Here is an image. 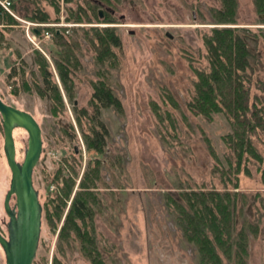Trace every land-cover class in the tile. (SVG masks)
<instances>
[{
    "label": "rangeland",
    "instance_id": "374dc122",
    "mask_svg": "<svg viewBox=\"0 0 264 264\" xmlns=\"http://www.w3.org/2000/svg\"><path fill=\"white\" fill-rule=\"evenodd\" d=\"M236 1L234 24L218 25L209 11L219 9L220 0H119L113 3L114 14L109 21L89 11L90 21L84 19L80 23L65 19L68 9L85 7L84 0H73L67 5L60 1L57 16L42 0H21L15 7L17 12L12 8V17L18 24L5 28L0 25L3 35L0 97L4 103L36 119L43 142L33 172V185L42 206L39 245L33 264H54L55 261L93 264L84 256L82 243L72 233L68 240L60 239L70 201L55 232L45 219L44 207L54 197L52 182L61 168L71 178L74 175L68 165H73L78 173L74 177L71 200L82 175L95 160L100 161V179L96 181L95 192L98 205L92 206L88 223L89 233L94 235L97 259L103 264H199L195 248L184 240L165 201V194L178 198V193L185 188L239 192L244 198L239 197L237 209L243 213L236 219L235 230L239 231L244 220L255 223L260 217L258 236L248 234L247 264H264V137L258 133L252 139L263 162L249 160L250 175L241 172L235 181L230 174L231 183L227 182L228 175L222 176L220 170H227L225 155L230 153L221 139L230 132L227 120L222 114L207 120L187 108L194 94L195 76L191 66L207 67L202 35L214 26L243 27L257 35L256 40L248 41L255 59L251 91L252 97L256 94L264 100V19H259L254 0ZM24 6L29 7L30 13L32 10L45 12L50 21L37 23L21 18ZM31 23L43 26L33 28L29 26ZM46 27L62 29L70 41L73 57L69 62L61 59L62 50L56 51L50 34L42 36ZM91 27L114 29L121 42L113 50L116 60L100 61L92 41L85 37L84 32ZM38 55L45 60L51 81L64 103V110L57 116L51 115L49 94L46 92L45 98H41L35 92L36 85L45 88L36 63ZM61 63L69 69L67 85L58 75L57 65ZM10 73L14 75L10 77ZM103 78L120 101L121 110L101 109L100 120L108 136L103 153L98 154L87 150L85 145L83 135L89 132L88 118L82 116L79 126L76 116L83 110L92 115V87ZM258 80L261 84L256 83ZM165 92L171 94L176 106L167 101ZM13 137L16 160L21 162L27 134L22 129H14ZM208 142L223 164L214 160ZM9 181L1 128L0 232L4 236L8 218L3 200ZM235 183L237 189H233ZM0 264H5L1 247ZM224 264L232 262L225 260Z\"/></svg>",
    "mask_w": 264,
    "mask_h": 264
},
{
    "label": "trees",
    "instance_id": "16d2710c",
    "mask_svg": "<svg viewBox=\"0 0 264 264\" xmlns=\"http://www.w3.org/2000/svg\"><path fill=\"white\" fill-rule=\"evenodd\" d=\"M42 1L48 3L56 16L59 12L60 1L65 5L73 2V0ZM19 2L21 0H13L11 8L15 10V7L19 6ZM118 2L119 0H84L85 7L78 5L75 11L68 9L69 14L65 20L73 21V23H80L84 19L90 21L88 12L91 11L94 16L99 17L98 11L95 12L97 8L103 9V20L109 21L114 14L113 3L117 4ZM220 2L221 7L219 9H210L209 11L215 24H234V10L237 1L220 0ZM254 3L257 14L264 15V0H254ZM22 9L25 12L21 17L23 19L36 21L37 23H48L50 21L48 14L43 11L38 10L36 12L32 10L30 13L29 7L26 6ZM28 11L30 14L27 13ZM55 21H58V17ZM17 24V21L0 7V25L5 28ZM38 30L41 31V28H38ZM43 30L49 32L50 40L52 38L51 41L57 48L56 51L62 50V53L60 52L61 59L69 62L70 58L73 57L72 46L63 34L62 29L46 27ZM84 33L85 37L92 41L101 62L116 60L113 50L118 48L121 42L114 29L111 27L102 29L91 27ZM256 38L257 35L247 28L214 26L202 35L207 67L200 69L191 66L195 76L193 82L194 94L188 102L187 108L192 113L207 120H211L215 114H222L230 126V132L221 138L230 151L229 154L225 155L227 170L220 169L222 176L228 175L226 180L230 183V174L234 176L235 181L241 172L246 176L250 175L247 168L249 160L258 163L263 162V158L255 148L252 140L255 137L254 135L259 136L258 133L264 137V100L256 94H253L252 97L251 91L253 80H255L253 78L255 59L253 60L254 53L250 49L248 41L256 40ZM2 40L3 35L0 30V43ZM38 56L39 60L36 63L45 88L42 89V87L36 85L35 92L41 98H45L46 92L49 94L52 101L51 115L57 116L64 110V103L57 86L51 81V73L45 60L41 58V55ZM109 57L110 59H108ZM57 66L60 80L64 85H67L70 81L68 66L63 65V63ZM13 75L12 73L9 74L10 77ZM256 83L261 84V81L258 80ZM92 89L93 93L90 99V106L93 109L92 115H88L87 111L83 110L82 113L76 116V119L78 125L81 126V117L88 118L89 132L83 133L86 148L101 154L105 147L104 140L108 136V130L100 120V111L108 107H114L117 111H120L121 104L113 95L104 78L96 81ZM25 90L27 89L25 88ZM262 91L264 90L262 89ZM165 97L170 104L176 106L169 92H165ZM155 105L157 104L155 103ZM172 128L174 129V125H172ZM208 145L214 160L217 163H222L209 142ZM68 167L76 177L78 173L74 166L68 165ZM88 167L89 171L84 172L82 175L71 200L69 199L73 192L74 177L67 176L62 168L54 175L52 182V185L55 186L52 191L54 197L46 203L44 214L51 231L55 232L57 224L63 217L64 209L70 201L64 224L59 232L60 239L68 240L72 233L82 243L81 250L84 256L93 264H103L97 259L94 235L89 233L91 228L88 223L92 216V206L98 205L95 192L98 189L96 181L100 179V161L95 160L93 165ZM216 171L218 172L217 169ZM262 178L264 183V174ZM237 188V183L233 184V189ZM239 197L242 198L243 196H239V192L235 191L225 190L219 192L214 189L203 190L202 188H185L178 193V198L169 193L165 194L166 206L171 211L175 224L181 230L184 240L195 248L199 264H224L225 260L232 262V264H247L248 234L254 238L258 236L260 217L255 223L244 220L239 231H236V219L237 217L240 218L243 213L242 209H237V202L239 199L241 200ZM50 206L51 209L49 210ZM54 264L60 263L55 261Z\"/></svg>",
    "mask_w": 264,
    "mask_h": 264
},
{
    "label": "water",
    "instance_id": "95a60500",
    "mask_svg": "<svg viewBox=\"0 0 264 264\" xmlns=\"http://www.w3.org/2000/svg\"><path fill=\"white\" fill-rule=\"evenodd\" d=\"M99 18L103 9L98 11ZM264 19V15H259ZM38 36L40 32L34 30ZM0 124L3 133V153L10 171L9 187L3 200L8 218L6 236L0 232V247L5 264H33L36 257L42 225V206L38 191L33 185V172L43 150L41 129L28 112L8 105L0 97ZM14 129L27 134L21 162L16 160ZM14 203L11 205V200Z\"/></svg>",
    "mask_w": 264,
    "mask_h": 264
},
{
    "label": "built area",
    "instance_id": "2783aa9c",
    "mask_svg": "<svg viewBox=\"0 0 264 264\" xmlns=\"http://www.w3.org/2000/svg\"><path fill=\"white\" fill-rule=\"evenodd\" d=\"M12 3H13V0H0V7L5 12H7L9 15L14 16L13 13L11 12ZM29 26H32L33 28H36V27H40V26L42 27L43 25L31 23V25L29 24ZM48 35H49V32L46 31L43 36L48 37Z\"/></svg>",
    "mask_w": 264,
    "mask_h": 264
},
{
    "label": "bare ground",
    "instance_id": "6f19581e",
    "mask_svg": "<svg viewBox=\"0 0 264 264\" xmlns=\"http://www.w3.org/2000/svg\"><path fill=\"white\" fill-rule=\"evenodd\" d=\"M4 262V261H3Z\"/></svg>",
    "mask_w": 264,
    "mask_h": 264
}]
</instances>
